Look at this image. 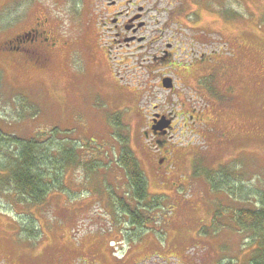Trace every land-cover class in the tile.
<instances>
[{"label": "rangeland", "instance_id": "obj_1", "mask_svg": "<svg viewBox=\"0 0 264 264\" xmlns=\"http://www.w3.org/2000/svg\"><path fill=\"white\" fill-rule=\"evenodd\" d=\"M92 3L0 0V137L45 147L51 157L43 155L39 170L61 180L33 203L5 178L8 160L0 154V210L14 222L1 223L0 248L7 246L2 239L16 237L13 248L40 249L39 264L89 258L88 264H114L110 254L121 256L137 240L126 264H249L251 232L234 218L256 208L264 193V0H189L182 14L194 13L192 21L179 17L180 26L170 16L168 23L164 11L159 27L147 31L160 40L126 54L108 53L104 41L97 45ZM45 18L59 41L46 67L35 66L29 54L4 50ZM168 39L183 42L171 65L154 60ZM189 46L226 48L237 95L207 90L209 69L192 81L184 75L177 61L191 59L185 58ZM164 75L174 79L175 91L164 89ZM154 111L176 118L161 155L155 139L142 134ZM127 148L146 178L143 203L136 202L122 161ZM119 198L155 208L135 225ZM112 240L120 241L114 250Z\"/></svg>", "mask_w": 264, "mask_h": 264}, {"label": "flooded vegetation", "instance_id": "obj_2", "mask_svg": "<svg viewBox=\"0 0 264 264\" xmlns=\"http://www.w3.org/2000/svg\"><path fill=\"white\" fill-rule=\"evenodd\" d=\"M194 1L196 0H193V3ZM205 1L206 0H203V2ZM161 3H165L166 9L161 6ZM178 3L181 5L179 6ZM187 3H189V0H94V3L91 4V16L96 15V26L98 27L97 45L100 47V45H103L101 41H104L108 46V53H112V50L115 49L114 52H117L119 54H126L128 49L139 48L138 51H141V49L143 48H148L149 45H147V43H151L152 39L155 41L160 40L155 39V36H150L149 32L147 34V31L150 27H159L161 21L160 15L162 14V12H168V23L170 22V16L176 19V21L174 22L178 23V25L180 26H182L183 23L179 21V17L181 19L184 17L186 21L193 20L194 13L192 14L190 12V15L189 13H186L185 15L182 14V11L184 10L183 7H185V4ZM173 6V9L170 8ZM176 7L179 9L175 11ZM47 20L48 18H45L43 21L37 22V27L32 28L31 30H29V32H23L21 36H19V38H17V36L14 40H10L8 44H10V42L12 41L13 45L10 48H4V50H6L7 52H13L14 49V52L21 53V55L23 56L29 54L30 56H32L31 58L34 59L35 66H38L40 68L46 67V65H48L51 60V52L55 51L54 49L57 48L59 42L56 37L51 35L45 28ZM88 22H90V19ZM190 24L193 23L190 22ZM163 25L164 27L166 26V21L163 22ZM187 25H185V29L187 28ZM156 31L164 32L166 31V29L159 28ZM156 31H154V33ZM66 42L70 43V41ZM182 43L183 42L180 43L178 41L176 44L174 40L168 39L166 47L160 51L161 54H157L154 56V60L157 62L166 63L167 65H171V62L174 60L175 55L180 54L179 52H177L178 45ZM221 48L223 47L214 48V50L212 51H198L194 46H189L186 50L188 54L185 56V58L188 59L191 57V59L177 61V64L181 67V69H183L185 73L184 75L190 76V81H192V79L194 78H198L202 71H204L205 69L211 70L208 74L210 82L205 85L207 90L213 91L214 89H218L219 87L220 89L229 90L233 95H237L236 91L238 88V84L235 85L232 83V72L229 69L230 64L233 63V57L227 58L228 55L226 48H224V51L221 50ZM184 52L185 49L183 48L182 53ZM206 64H209L210 66H207ZM165 77H168V75L163 76V78ZM164 89L175 91V82L173 88ZM192 92L195 93L194 91ZM198 94L199 93H197V95ZM192 97L193 94H191L190 98ZM157 109L158 107L157 105H155V110ZM156 113H159L161 116L165 115L167 119H171V125L163 130H153V126L156 125L154 122ZM192 118L196 119L194 116H192ZM157 120L159 121L160 118H158ZM184 126L187 127L185 124ZM175 127L176 118L174 115L154 111L152 113L151 122L148 128L146 130H143L142 134L143 137L152 136L155 139V141L158 143V148L161 155L164 154L162 149L164 150L168 146L169 138L172 137ZM166 160L167 157L162 156V165L165 164ZM0 213V227L1 223H4L5 221L6 224H14L13 221L6 220V216L3 215V212L1 210ZM2 230L6 231L5 229H0V231ZM16 239V237L2 239V242L7 243V246H1L2 249L5 250V252H2V249L0 248V264H39L40 249H35L34 245L32 248L28 247L25 250L13 248L10 242ZM146 240L142 239L141 241ZM114 242L120 244V241L117 240L110 241L109 245L112 250H114L112 246L115 247ZM138 244L139 243H137V240L129 243L128 247L124 250V253L121 256L117 254L116 251H113L110 256L114 260V264H126V258H128L132 254V249L138 246ZM9 252H11V255L9 254ZM12 252L15 254L14 258ZM89 259L87 263L84 264L91 263ZM94 262L95 264H98L97 261ZM146 262H150L151 264L156 263L151 259H147L145 261H138V263L135 264H146ZM81 264L83 263L81 262ZM167 264H171V262Z\"/></svg>", "mask_w": 264, "mask_h": 264}, {"label": "trees", "instance_id": "obj_3", "mask_svg": "<svg viewBox=\"0 0 264 264\" xmlns=\"http://www.w3.org/2000/svg\"><path fill=\"white\" fill-rule=\"evenodd\" d=\"M2 141L11 143L14 147H17L15 151H11L8 146H0V154L6 156L5 159L8 160V164L3 166L4 169L9 171L5 178H9V180L12 181V184H14L18 192L23 194L22 196L27 195V197L33 200V203L42 202L47 191L50 189V182H61L57 176V172L55 176H52V173L50 175H44L42 170H39L42 164L40 163V159L43 158V155L51 156L47 154L45 147L43 148L42 146L38 149L36 141L21 142L16 136L0 137V144ZM18 142H21V146ZM40 156L41 158H39ZM63 157L65 160H68L65 156ZM122 157L128 174L129 183L135 190L136 202L139 201L143 203V201L148 198V192L146 178L140 163L128 148L123 150ZM56 160L58 161L57 157ZM46 177L47 180H45ZM119 202L122 213L128 214L132 223L135 225L144 224L145 219L149 218V215L155 208L142 205L131 207L121 198L118 199V203ZM258 204L256 208L241 209L234 218L243 231L247 230V232H251L249 244L252 245L253 250L249 264H264V193L260 196Z\"/></svg>", "mask_w": 264, "mask_h": 264}, {"label": "water", "instance_id": "obj_4", "mask_svg": "<svg viewBox=\"0 0 264 264\" xmlns=\"http://www.w3.org/2000/svg\"><path fill=\"white\" fill-rule=\"evenodd\" d=\"M162 84L166 89H171L174 87V82L171 77L163 78ZM158 118H160L159 121L157 120ZM154 122L156 125L153 126V130H157V129L163 130L171 125L172 120L167 119L165 115L161 116L159 113H156Z\"/></svg>", "mask_w": 264, "mask_h": 264}]
</instances>
